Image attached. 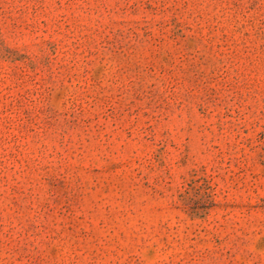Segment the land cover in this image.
Listing matches in <instances>:
<instances>
[{
	"label": "rangeland",
	"instance_id": "374dc122",
	"mask_svg": "<svg viewBox=\"0 0 264 264\" xmlns=\"http://www.w3.org/2000/svg\"><path fill=\"white\" fill-rule=\"evenodd\" d=\"M0 264H264V0H0Z\"/></svg>",
	"mask_w": 264,
	"mask_h": 264
}]
</instances>
